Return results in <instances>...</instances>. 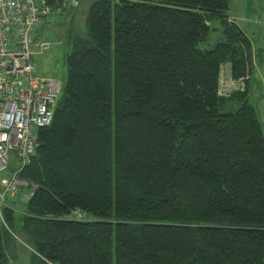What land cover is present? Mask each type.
<instances>
[{"label": "trees", "instance_id": "trees-1", "mask_svg": "<svg viewBox=\"0 0 264 264\" xmlns=\"http://www.w3.org/2000/svg\"><path fill=\"white\" fill-rule=\"evenodd\" d=\"M229 9L88 1L53 121L18 173L35 189L24 210L1 207L0 264L28 251L29 264H264L253 45ZM227 63L249 78L221 96Z\"/></svg>", "mask_w": 264, "mask_h": 264}, {"label": "built area", "instance_id": "built-area-1", "mask_svg": "<svg viewBox=\"0 0 264 264\" xmlns=\"http://www.w3.org/2000/svg\"><path fill=\"white\" fill-rule=\"evenodd\" d=\"M82 0H0V218L8 196L21 187L35 189L18 173L37 153L39 131L49 126L62 96L64 81L38 72L34 56L50 47L38 30L44 19ZM249 76L235 80L221 71L219 94L244 90ZM75 217L82 213L76 211Z\"/></svg>", "mask_w": 264, "mask_h": 264}, {"label": "rangeland", "instance_id": "rangeland-1", "mask_svg": "<svg viewBox=\"0 0 264 264\" xmlns=\"http://www.w3.org/2000/svg\"><path fill=\"white\" fill-rule=\"evenodd\" d=\"M88 1L89 0H85V2L77 8H67L61 12L53 13L49 17L50 20L46 21V19H44L41 23L38 34L41 39L50 42V47L42 54H36L34 56L35 62L38 65V72L40 74L46 76H55L62 79L63 81L65 80L67 72V57L71 49L70 32L72 30L77 33L84 32L85 12L88 8ZM36 3L37 5H41V0H36ZM229 5L230 14L234 16H249L248 14H250V11L248 10H250L251 7L253 9L256 8L255 14L257 12L258 18L264 19V0H229ZM240 23L244 24V26L247 28H254V34L256 36L259 35L262 37L263 35L264 37V22L258 26H255L254 22L249 23L244 21V23H242L241 21ZM218 39H220L219 34H211L210 45H213ZM225 69L227 74L225 75V78L229 79L231 76L230 69L226 68V66ZM255 75V72H253L252 78H255ZM248 80H250V78ZM250 85V102L256 106L259 111V118L264 132V102L259 101L257 98L258 95L256 93V85L254 81H251ZM29 190V188L21 187L18 193H16L14 196H10L11 202L13 201L17 209L24 210L26 200L29 197L26 193H28ZM23 249L26 250L24 246ZM28 252L27 254L20 252L21 257L19 259V264H29L30 252L29 254Z\"/></svg>", "mask_w": 264, "mask_h": 264}, {"label": "crops", "instance_id": "crops-1", "mask_svg": "<svg viewBox=\"0 0 264 264\" xmlns=\"http://www.w3.org/2000/svg\"><path fill=\"white\" fill-rule=\"evenodd\" d=\"M255 9L256 8L253 9L250 7V10H248V11H250V14H248L249 16H246V17L234 16V15L230 14V9H229V15L231 16V19L234 20L239 25V27H241V29L247 34V36L251 40V43L253 45V54H254V68H253L252 74H253V72H255L256 75H255V78H252V74L250 75V80L248 82L249 83V89H250V93H251L250 82L254 81V83L256 85V93L258 95L257 98L259 101L264 102V94H263V92H264V37H263V35H262V37H260L259 35L256 36L254 34V28H247L246 26H244V24L240 23L241 21H242V23H244V21L249 22V23L254 22L255 26L262 24L264 22L262 20H264V19L258 18L257 12L255 14V11H256ZM225 66H226V68L230 69L231 65L229 63H227L222 68L224 75H227ZM11 204L14 205L13 201L11 202ZM14 206H16V205H14ZM17 264H19V263H17Z\"/></svg>", "mask_w": 264, "mask_h": 264}]
</instances>
